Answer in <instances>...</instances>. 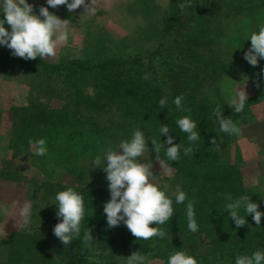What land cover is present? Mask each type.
Wrapping results in <instances>:
<instances>
[{
	"label": "trees",
	"instance_id": "1",
	"mask_svg": "<svg viewBox=\"0 0 264 264\" xmlns=\"http://www.w3.org/2000/svg\"><path fill=\"white\" fill-rule=\"evenodd\" d=\"M182 2L169 0L168 11L159 15L154 0H135L138 13L148 21L150 32H154L150 36L157 45L160 43L154 52H121L123 43H112L94 29L85 35L81 58L55 64L24 60L4 53V46L0 45V68L17 69L34 76L33 103L12 107L10 113L17 144L24 151L33 150L30 161L41 171L61 169L72 174L85 161H94L97 156L103 162L107 150L117 151L120 141L128 140L126 130L133 125H137L147 140L150 151L145 154L156 156L151 150V140L165 143L167 137L159 129L166 124L174 143L182 146L180 159L169 164L179 173L180 190L186 193L187 200L176 204L175 196L167 194L173 201V217L163 225L149 226L163 228L167 233L200 237L209 255L191 252L186 244L169 242V233L164 239L153 237L145 241L134 237L123 222L108 228L103 211L110 199L108 181L106 173L96 167L94 178L83 185H63L48 179L36 184L32 196L39 204L38 226L52 231L62 219L56 216V194L72 188L82 195L85 217L81 235L86 228L91 229L92 248L85 247L80 239L64 246L55 235L44 243L36 229L14 230L0 242V246L12 248L8 264H116L135 252L142 254L151 245L172 249L174 253L184 251L198 264H235L237 255L264 251V217L257 227L252 216L246 215L247 224L236 228L228 214L226 204L232 201L225 200V194H230L233 201L249 196L261 212H264V198L244 187L239 168L225 157L223 150L235 143L237 136L220 132L213 116V110L220 105L222 116L240 127L251 120L249 106L264 100L263 89L256 87L244 110L236 113L214 87L220 77L233 78L240 73L261 77L264 59H258L253 67L243 59V54L251 45L250 35L264 26V0H194V7L185 12L178 7ZM234 18L239 19V25L232 22ZM159 21L165 22V26L157 35ZM4 26L11 30L9 25ZM172 34L176 36L173 40ZM166 46L170 63L165 64V75L159 76L152 62ZM145 73L151 74L150 81L142 78ZM258 81L262 85L264 78ZM178 95L184 97V111L173 103ZM45 97H59L64 104L57 110H45L38 104ZM161 98H167L164 108L159 106ZM184 116L197 122L200 133L199 141L191 145L187 134L176 124ZM212 137L218 138L219 149L210 143ZM41 138L47 146L43 157L35 155L34 143H29ZM189 146L195 152L184 156L183 148ZM166 147L165 143L160 150L162 160L166 159ZM40 195L45 197L39 198ZM188 200L194 202L199 226L195 233L187 227ZM240 214L245 215L243 208Z\"/></svg>",
	"mask_w": 264,
	"mask_h": 264
},
{
	"label": "rangeland",
	"instance_id": "2",
	"mask_svg": "<svg viewBox=\"0 0 264 264\" xmlns=\"http://www.w3.org/2000/svg\"><path fill=\"white\" fill-rule=\"evenodd\" d=\"M26 2L34 6L36 15L39 14V7L44 6L48 7L49 12L60 19L70 21L67 29L68 41L57 48L56 56L47 59L37 58L49 64L81 58L84 55L85 35L88 30L100 31L112 43H123L121 52L130 53L144 50L154 52L160 44L157 45V41H154V38L150 36L154 32H150L148 21L138 13L135 0H96L94 5L96 12L91 16L84 15L82 7L69 13L66 6H62L64 9L49 7L46 0H26ZM154 2L159 10V15L168 11L169 0H154ZM86 3H90V0H86ZM3 18L4 14L0 12V19ZM232 22L235 26L240 24L238 18L232 19ZM164 26L165 22L163 21L158 24L157 35L162 33ZM174 37L176 36L172 34L171 40ZM2 49L4 53H11L9 52L11 50L5 46ZM227 57L226 55L224 60ZM168 63H170L169 47L166 46L160 50V53H157L152 66H154L155 72L161 76L165 75V64ZM259 78L261 77L257 75L240 73L233 78H218L214 87L218 88L219 95L225 100V103L231 104L233 95L240 89H244L247 99H250L257 87L254 82ZM34 82V76L29 73L17 69L0 68V242L7 238L11 231L25 230L20 227L22 218L19 215V210L25 202H30L32 223L29 229H36L39 239L48 243L50 238L53 239L54 233L48 227L38 226L39 204L32 197L36 184L39 185L49 179L51 182L63 185L80 186L94 178L96 169L93 161L87 160L86 164L80 165L77 171L72 174L61 169L41 171L37 165L30 161L33 150L24 151L22 146L17 144L14 137L11 108H20L33 103L36 95ZM260 88L264 91V82ZM38 104L42 105L45 110L52 111L62 107L64 100L59 97H45ZM248 109L251 113V120L239 127L240 132L236 134L235 143L227 146L223 152L228 161L239 168L244 187L264 198V100L250 105ZM134 130H137V125L127 128L126 137L128 140L131 139ZM139 159L141 162L152 164L151 182L163 189L166 195L172 196L177 189L180 190L179 173L176 169L171 167V171L162 170L159 161L153 154H144ZM102 165H104L103 162ZM44 197L45 195H40L39 198ZM168 233L169 242L186 244L187 250L191 252L209 255L207 245L200 237L180 235L171 231ZM11 252L10 246H0V264H8ZM172 254H174V250L164 249L159 245L148 246L142 253L146 257V264H168ZM122 258L120 257V260ZM126 262L127 258L116 264H126Z\"/></svg>",
	"mask_w": 264,
	"mask_h": 264
},
{
	"label": "clouds",
	"instance_id": "3",
	"mask_svg": "<svg viewBox=\"0 0 264 264\" xmlns=\"http://www.w3.org/2000/svg\"><path fill=\"white\" fill-rule=\"evenodd\" d=\"M49 7L55 9L59 6H66L69 13L76 9L83 8L84 15H94L96 0H46ZM182 12L194 7V0H184L178 5ZM0 12L4 18L0 19V45L11 50L14 57L24 60H35L38 57L42 59L56 56L57 48L68 41L69 20H62L55 14L49 12L48 7L40 6L39 14H34V6L26 0H0ZM5 24L10 26V31L5 28ZM251 45L243 54V59L251 66L258 64V59H264V26L259 28L258 32L250 35ZM264 78V69L259 74ZM146 81L151 80V74L145 73L142 77ZM259 87L260 82H254ZM184 97L178 95L173 103L184 111ZM247 101V94L244 89L237 90L232 97V108L236 113H241ZM167 105V98L159 100V106L164 108ZM190 111V110H189ZM213 116L219 124L220 132L227 135L239 134L240 129L230 118L222 116L221 106L217 105L213 110ZM179 129L187 134V139L191 144L200 139V133L197 128V122L189 116H184L176 121ZM161 135L167 137L165 143L166 159L159 157L161 148L165 143H158L151 140L152 151L156 153V160L162 170L171 171L169 162L178 161L181 155V145L174 143V137L169 135L170 128L165 124L159 129ZM144 133L134 130L130 140H122L119 143L118 150H107L104 154L103 167H100L102 160L97 156L94 161V167L101 168L106 173L110 199L104 204L103 211L106 214L107 227L115 228L123 222L130 233L138 240H150L153 237L164 239L168 233L163 228L150 227L163 225L173 217V201L166 193L151 182L153 176L152 164L141 162L139 158L143 157L150 149L146 144ZM34 143V154L45 156L47 154L46 141L44 139L36 140ZM210 143L219 149L217 137H212ZM119 150H122L119 151ZM194 148L189 146L183 148V155H193ZM176 204H183L187 200L185 192L177 189L173 194ZM225 200L232 201L226 204L228 214L234 221L236 228L247 224L246 215H251L257 227H260L261 218L264 212L258 211V204L251 202L249 196H242L233 201L230 194H225ZM55 204L58 207L56 216L62 218L53 228L54 235L64 245H70L74 240L80 239L85 247L91 249L93 237L90 234L91 229L86 228L81 235V222L85 217V206L82 195L72 188L60 191L55 196ZM194 202L188 200L186 206L187 227L188 230L195 233L198 231V224L195 220ZM243 208L245 215L240 214ZM22 218L20 227L29 229L32 220L31 203L25 202L19 210ZM126 264H146V257L140 252H135L127 257ZM168 264H198V261L184 251H178L169 257ZM235 264H264V251L257 250L249 255H237Z\"/></svg>",
	"mask_w": 264,
	"mask_h": 264
}]
</instances>
